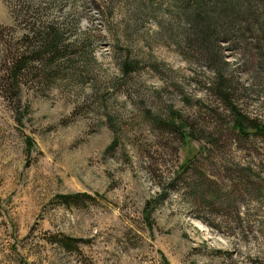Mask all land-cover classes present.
<instances>
[{
	"label": "rangeland",
	"instance_id": "rangeland-1",
	"mask_svg": "<svg viewBox=\"0 0 264 264\" xmlns=\"http://www.w3.org/2000/svg\"><path fill=\"white\" fill-rule=\"evenodd\" d=\"M216 1L0 0V264H264V0L207 60Z\"/></svg>",
	"mask_w": 264,
	"mask_h": 264
},
{
	"label": "trees",
	"instance_id": "trees-1",
	"mask_svg": "<svg viewBox=\"0 0 264 264\" xmlns=\"http://www.w3.org/2000/svg\"><path fill=\"white\" fill-rule=\"evenodd\" d=\"M215 4L218 6V9L216 8L214 19L209 20L210 23L206 28H203L200 32L201 38L198 40H195L197 50L200 53V55H204L203 58L207 60H213V56H211V43L216 37V33L221 32L222 30L225 31H231L234 29V26L230 24V22H226L224 20L223 10L227 9L226 2L223 0L216 1ZM224 6V7H223ZM229 9H227L226 13ZM256 13V16L258 15L257 10L254 11ZM260 13V11H259ZM205 19H209L206 18ZM264 23V20L262 21ZM212 26V27H211ZM27 38V39H25ZM26 48H29L30 56H24V54H20L16 58L13 59V62L11 63V75L12 78H16V76L22 72V70L27 69V67L30 64H33L31 68L37 67V68H48L49 64L51 65L52 62H54L56 59H58L63 52V48L59 46L61 36L60 33H58V30L55 27H52L49 25H41L37 24V26L31 25L30 29V36L25 37ZM197 41V42H196ZM223 83L222 87H225L224 81H221V84ZM223 96L227 95V92L222 93ZM233 109V107H231ZM234 113V125L236 128L243 129L246 121L245 115L240 113L239 111L233 109ZM174 114L173 116H175ZM174 119V118H173ZM247 126H251L254 128L255 132L257 133H264V125L260 123H253ZM77 195V194H74ZM72 195V197H74ZM59 197L66 198L67 195L60 194ZM74 241V240H73ZM71 241L68 237H63L59 244L63 247H68Z\"/></svg>",
	"mask_w": 264,
	"mask_h": 264
}]
</instances>
